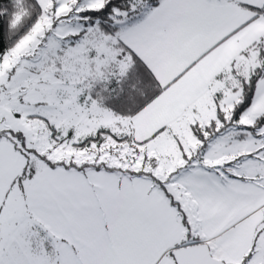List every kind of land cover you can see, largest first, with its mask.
<instances>
[{"label":"snow or ice","instance_id":"obj_1","mask_svg":"<svg viewBox=\"0 0 264 264\" xmlns=\"http://www.w3.org/2000/svg\"><path fill=\"white\" fill-rule=\"evenodd\" d=\"M0 264H264V0H0Z\"/></svg>","mask_w":264,"mask_h":264}]
</instances>
